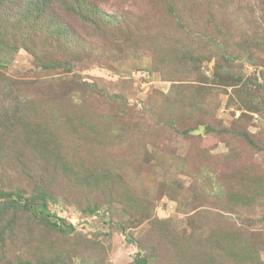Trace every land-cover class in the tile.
<instances>
[{
    "label": "rangeland",
    "instance_id": "1",
    "mask_svg": "<svg viewBox=\"0 0 264 264\" xmlns=\"http://www.w3.org/2000/svg\"><path fill=\"white\" fill-rule=\"evenodd\" d=\"M142 257L264 264V0H0V264Z\"/></svg>",
    "mask_w": 264,
    "mask_h": 264
},
{
    "label": "trees",
    "instance_id": "2",
    "mask_svg": "<svg viewBox=\"0 0 264 264\" xmlns=\"http://www.w3.org/2000/svg\"><path fill=\"white\" fill-rule=\"evenodd\" d=\"M31 199L33 200V201H37V199H40L41 200V202H39V205L41 206V209L43 210V212H45V217H47V218H50V217H53V216H55V214H52L51 212H48L47 210H46V202H45V196H44V194H40L39 196H33V197H31ZM18 204V203H17ZM18 205H20V204H18ZM22 206H24V207H29V205H27V202L26 203H24V204H22ZM51 221V220H50ZM51 224L53 225V226H55V227H59L60 229H62V230H69V229H71L72 228V226L70 225V226H66L65 225V222H64V219H62V218H58V220H55V221H53V222H51ZM254 253V252H253ZM136 262H138V264H146L147 263V259L146 258H144V257H142V258H138L137 260H136Z\"/></svg>",
    "mask_w": 264,
    "mask_h": 264
}]
</instances>
